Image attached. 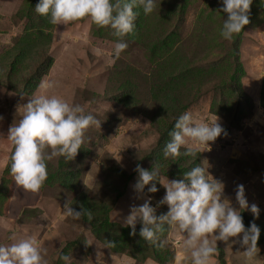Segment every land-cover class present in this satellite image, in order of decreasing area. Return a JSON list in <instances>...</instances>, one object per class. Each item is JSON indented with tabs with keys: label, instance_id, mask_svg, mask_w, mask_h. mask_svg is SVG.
I'll use <instances>...</instances> for the list:
<instances>
[{
	"label": "rangeland",
	"instance_id": "rangeland-1",
	"mask_svg": "<svg viewBox=\"0 0 264 264\" xmlns=\"http://www.w3.org/2000/svg\"><path fill=\"white\" fill-rule=\"evenodd\" d=\"M38 2L0 0V244L12 243L13 235L19 239L35 234L47 249L48 264H64L58 258L62 253L72 256V264H176L184 236L166 225L159 236L163 247L146 244L141 253H133L140 238L131 233L120 251L109 242L110 234L123 237L125 218L143 199L151 197L158 216L167 213V205L159 204L166 189L157 183L156 193L147 187L142 193L135 191V169L138 164L153 169L165 146L157 128L166 130L191 111L198 121L214 122L218 117L225 131L210 150L200 146L196 157L167 160L184 158L187 167H206L225 185L224 197L236 208V189L244 186L249 205L256 204L260 215L254 218L250 210L241 215L261 229L254 264H264V0H253L249 24L231 41L220 35L227 16L217 13L219 0H157L152 14L137 9L135 32L124 38L128 48L118 59L113 58L116 38L109 28L84 18L46 29L49 20L34 12ZM25 9L31 19L21 13ZM26 33L31 34L33 48L20 57ZM17 55L20 61L11 70ZM49 58L51 64L42 75L44 69H38ZM32 76V94L19 93ZM49 83L55 87L47 88ZM122 83L128 85L130 104L142 109L118 103ZM41 94L81 105L101 125L87 130L73 160L49 161L47 181L33 193L14 182L9 166L14 146L7 135L21 118L18 109ZM167 179L172 180L161 175V183ZM67 202L77 210H90L92 219L64 217ZM106 207L117 227L100 230L97 237L92 224ZM232 239L217 241L216 264H246L243 249Z\"/></svg>",
	"mask_w": 264,
	"mask_h": 264
},
{
	"label": "clouds",
	"instance_id": "clouds-1",
	"mask_svg": "<svg viewBox=\"0 0 264 264\" xmlns=\"http://www.w3.org/2000/svg\"><path fill=\"white\" fill-rule=\"evenodd\" d=\"M253 0H219L221 7L217 13L226 14L220 35L231 41L243 32L249 24V9ZM157 0H39L35 12L42 17H50L53 25H68L87 18L100 28H109L115 37L113 58L118 59L128 48L125 37L133 34L142 9L145 15L152 14ZM54 88L53 83L46 85ZM21 118L14 123L7 139L14 146L11 155L10 173L17 186L28 192H38L48 178V162L63 157L73 160L85 142L87 130L101 122L92 114H86L84 107L69 103L64 98L52 95H33L29 102L18 109ZM3 117H0L2 120ZM218 122L198 121L191 111L181 114L169 133L171 139L163 149V156L175 159L180 156L196 157L200 146L210 150V144L224 133ZM181 149H184L183 152ZM207 151V150H206ZM134 190L149 193L158 191L157 183L163 185L166 194L159 201L167 205L166 214L157 215L151 197L140 206H133L125 218V227L131 228L135 236L137 223L141 224L139 236L151 245L163 247L159 241L160 233L166 225L184 236L183 251L175 257L176 264H216L217 241L238 244L246 264H254L260 249L258 241L261 229L255 222L247 228L241 212L250 210L254 218L260 215L256 204L249 205L243 185L236 189V203L224 197L225 185L214 179L203 165L192 167L183 179L166 180L161 183L159 165L146 170L139 164ZM64 217L80 220L92 219L90 210H79L65 203ZM10 244H0V264H48L45 258L47 249L43 248L35 234L17 239L10 237ZM112 244V243H110ZM64 264H72V256L60 254Z\"/></svg>",
	"mask_w": 264,
	"mask_h": 264
},
{
	"label": "trees",
	"instance_id": "trees-1",
	"mask_svg": "<svg viewBox=\"0 0 264 264\" xmlns=\"http://www.w3.org/2000/svg\"><path fill=\"white\" fill-rule=\"evenodd\" d=\"M28 8L30 9L31 7H28ZM29 9H25L21 13L23 15L25 14L26 16H28L29 19H31L30 14L28 13L29 12ZM38 16L40 18L48 19L49 20L48 22H50V17H42L40 15H38ZM52 27H53V24L49 23L48 26L46 27V29H50ZM29 31H33L34 34H36V32H37L35 29H31ZM38 31H41L42 32V30H38ZM30 36H31V34L29 35V33H26L25 36L21 39V40H23L21 42H24L25 44H22V46L19 47L20 48V50H19L20 57L22 56L24 50L26 52H28L30 48H33L32 47V41L30 39ZM46 36L47 37H46V39H44V42H45V44L47 46V41L48 42L50 41L49 40L50 37L48 35H46ZM25 47H27V48L25 49ZM154 48H156V46H154ZM163 48H165V47H163ZM19 55H17L15 57V60L10 63L11 70L14 68V66H16L17 62L20 61ZM37 56L39 57L40 55H37ZM2 59H3V57L0 58V61ZM50 64H51V60L49 58L47 60V65L45 67H43V68H40L39 67L38 71L44 69V72L42 73V75H43L48 70ZM33 79H34V76H32L31 78L27 79L24 82L25 83L24 89L21 92H19V93H22V94H25V95H31L32 94V91L29 89V86H31V83H32ZM35 87H36V85H35ZM127 87H128V85H126V84L125 85L123 83L120 84L121 94L119 95V97H117V101H119L118 103L128 104L129 105L128 107H133L135 109H137V108L142 109L144 106L141 107L139 105L130 104V102H131V96L128 95V94H126ZM32 88L34 89V86ZM152 122L156 126L159 124V122H156L154 119L152 120ZM174 124H175V121H174V123L168 125V128L166 130H164L161 125L159 126V128H157L158 131H159V134H160V138H161L160 143L163 142L166 145V143L170 141V138L171 137H170L169 133L174 129ZM158 154L159 155L155 157V165L156 164L159 165L160 173L164 177H167V178L172 179V180L183 179L185 173L191 169L190 167H187V166H185L183 164L184 163V161H183L184 158L183 159H177L176 161H168L163 156V150H162V152L160 151ZM10 164H11V162H10ZM10 164H9V166H10ZM121 174L124 175L123 172H121ZM128 178H130V177H128ZM101 211H103V212L100 213V211H99V216H98L95 224H92V226L94 227L93 233L97 237H100V232H101L100 230L117 227V225H115L114 223H111L110 220H109L110 207H108V208L106 207V209L103 208ZM96 213L98 215V211ZM242 217H243V222L245 224V227L247 228L250 225V221H248V219L245 216H242ZM84 218L86 219L87 217H84ZM139 225L140 224H138L137 227H136V233H137V235H138V237L140 238L141 241L140 240L138 241V243L136 244L135 251H133V253H138V254L141 253V247L142 246H144L146 244L147 245L149 244L148 242L144 241L139 236V231H140ZM122 232H123L122 233L123 237L121 236V238H119L118 236H116L114 234H110L111 242H109V243H112V244H109V245H111L112 248L115 251H120V248H122L124 246L123 245L124 244L123 241H124V239L129 238L128 237L129 236L128 233H131V228H129V227L122 228ZM106 233H108V231ZM259 243H261L260 240L258 241V244ZM129 250H130V247H129ZM157 251L158 250L156 249L155 252H156L157 256H159L160 253H158ZM156 262L158 264H160V261L159 260H156Z\"/></svg>",
	"mask_w": 264,
	"mask_h": 264
},
{
	"label": "crops",
	"instance_id": "crops-1",
	"mask_svg": "<svg viewBox=\"0 0 264 264\" xmlns=\"http://www.w3.org/2000/svg\"><path fill=\"white\" fill-rule=\"evenodd\" d=\"M146 199H148V198L143 199V202H145ZM146 261H147V260H146ZM146 264H147V263H146ZM148 264H154V263H153L152 261H151V262L149 261Z\"/></svg>",
	"mask_w": 264,
	"mask_h": 264
}]
</instances>
